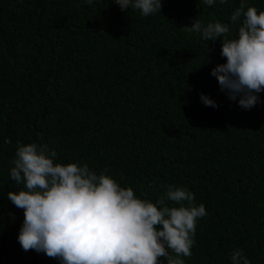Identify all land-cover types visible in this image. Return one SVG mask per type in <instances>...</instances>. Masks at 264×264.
Returning <instances> with one entry per match:
<instances>
[{
  "label": "trees",
  "instance_id": "16d2710c",
  "mask_svg": "<svg viewBox=\"0 0 264 264\" xmlns=\"http://www.w3.org/2000/svg\"><path fill=\"white\" fill-rule=\"evenodd\" d=\"M249 4L264 11V0ZM238 6L162 0L145 17L114 0H0V264H60L17 240L24 212L7 193L18 187V142L47 145L58 162L87 163L153 202L167 185L187 188L207 216L185 264H230L236 248L264 264V104L229 100L210 75L225 62L219 38L189 31L198 18L235 33Z\"/></svg>",
  "mask_w": 264,
  "mask_h": 264
},
{
  "label": "clouds",
  "instance_id": "9594fccd",
  "mask_svg": "<svg viewBox=\"0 0 264 264\" xmlns=\"http://www.w3.org/2000/svg\"><path fill=\"white\" fill-rule=\"evenodd\" d=\"M91 5L93 0H82ZM206 6L229 0H199ZM122 11L139 10L147 17L161 13L162 0H114ZM229 23L201 22L189 31L201 41L221 43L225 62L210 70L228 99L249 110L264 104V11L239 0ZM240 22L237 24V22ZM205 106L217 102L200 93ZM5 143H10L7 138ZM47 145L17 143L9 176L18 186L8 200L24 212L17 240L60 264H185L190 257L196 221L207 216L205 205L184 187L167 185L155 202L142 199L105 171L87 163H62ZM22 186V187H21ZM174 253V255H173ZM230 264H251L242 249L232 250Z\"/></svg>",
  "mask_w": 264,
  "mask_h": 264
}]
</instances>
